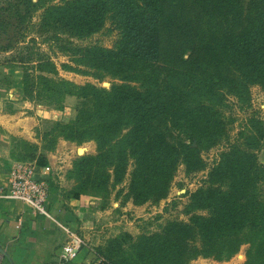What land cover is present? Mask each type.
I'll list each match as a JSON object with an SVG mask.
<instances>
[{
  "label": "trees",
  "instance_id": "trees-1",
  "mask_svg": "<svg viewBox=\"0 0 264 264\" xmlns=\"http://www.w3.org/2000/svg\"><path fill=\"white\" fill-rule=\"evenodd\" d=\"M46 10L80 38L99 32L108 16L119 30L112 48L89 47L82 57L98 74L124 81L110 90L47 77L42 73L57 71L44 64L34 80L24 72L23 89L33 102L62 110L67 96L84 100L74 121L54 127L67 140L97 142L96 155L74 163L70 177L82 189L74 199L108 198L128 174L133 204L166 199L179 167L204 170L201 151L226 136L220 112L226 95L244 97L250 85L264 87V0H68ZM250 122L255 132L241 133L245 148L224 152L206 185L192 193L191 211L207 215L136 239L123 234L101 251L98 264L223 261L245 244L244 264H264V164L258 158L264 127ZM37 162L46 166L42 158Z\"/></svg>",
  "mask_w": 264,
  "mask_h": 264
},
{
  "label": "rangeland",
  "instance_id": "rangeland-1",
  "mask_svg": "<svg viewBox=\"0 0 264 264\" xmlns=\"http://www.w3.org/2000/svg\"><path fill=\"white\" fill-rule=\"evenodd\" d=\"M64 1L68 0H0V51L9 52V60L15 62L14 68L19 67L23 77L26 71L33 80L41 74L39 64H44L53 67L57 72L51 73L47 70L42 74L53 79H64L79 86L89 84L110 90L113 86L124 83L119 78L98 74L82 60L85 50L89 47L101 46L110 49L115 45L119 38V30L114 19L108 16L105 26L99 32L80 38L47 16L48 6L61 5ZM17 43L19 45H16ZM187 57L188 55L184 58ZM32 90L31 96L35 97L37 92L35 85ZM83 102L84 100L79 97L67 96L62 110L50 108L44 102H35L56 112L50 116L51 118L40 120L37 137L40 138L41 149L36 158H42L46 164L43 173L51 186V191L56 192L58 189L55 187L53 177L59 179L60 172L66 176L68 181L64 183L66 184L64 190L69 201L74 199L73 195L76 192L82 191L79 180L70 177L74 163L80 158L96 155L97 142L91 140L79 144L67 140L59 135L60 131L54 127L56 122L69 124L74 121ZM220 112L226 123V136L216 146L201 151L206 165L204 170L187 172L185 165L179 167L166 199L141 206L133 204L132 200L127 199L129 174L122 184L112 188L108 198L90 193L77 198L84 197L92 209L101 212L99 217H96L95 212L91 213L93 223L90 219L89 227L86 228L87 234L83 231L81 233L74 231L78 235L74 238L77 250L90 251L94 256V261L92 260L90 264L102 261L101 251L111 240L123 234H130L136 239L144 234L160 233L170 222L188 223L194 214H208L207 211H191L192 193L206 185L209 170L224 152L234 146L245 148V138L241 133L244 130L255 132L250 122L252 118L260 121L264 127V87L250 85L244 97L226 95ZM25 151L26 157L31 158L39 150L38 147L27 145ZM259 155L264 158V148L258 153V158ZM47 158H54L51 166ZM249 248V244L243 245L229 260L218 261L198 257L188 264H244Z\"/></svg>",
  "mask_w": 264,
  "mask_h": 264
},
{
  "label": "crops",
  "instance_id": "crops-1",
  "mask_svg": "<svg viewBox=\"0 0 264 264\" xmlns=\"http://www.w3.org/2000/svg\"><path fill=\"white\" fill-rule=\"evenodd\" d=\"M9 55L0 51V183L6 184L14 165L21 162L35 164L38 175L47 180L43 173L46 168L36 158L41 149L37 128L41 119H49L56 112L27 100L23 72L14 68ZM27 145L38 147L32 158H26ZM47 159L51 166L54 158ZM259 159L264 164L261 155ZM58 176L53 177L57 191H51L50 186L53 219L34 215L20 201L0 200V264H90L94 259L90 251L77 250L74 231L86 233L89 220L93 223L91 213L99 217L101 212L92 209L84 197L69 201L64 190L68 180L62 172ZM69 246L76 248L72 258Z\"/></svg>",
  "mask_w": 264,
  "mask_h": 264
},
{
  "label": "built area",
  "instance_id": "built-area-1",
  "mask_svg": "<svg viewBox=\"0 0 264 264\" xmlns=\"http://www.w3.org/2000/svg\"><path fill=\"white\" fill-rule=\"evenodd\" d=\"M50 197L49 183L38 175L36 165L30 162L15 164L8 182L0 183V200L20 201L34 215L45 219H53L50 212ZM68 252L72 258L76 255V248L69 246Z\"/></svg>",
  "mask_w": 264,
  "mask_h": 264
}]
</instances>
